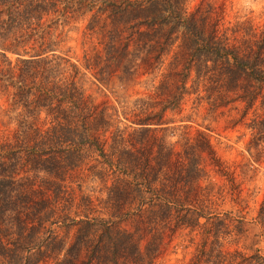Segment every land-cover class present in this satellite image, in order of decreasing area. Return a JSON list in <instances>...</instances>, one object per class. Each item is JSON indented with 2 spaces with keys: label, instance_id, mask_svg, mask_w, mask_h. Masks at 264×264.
<instances>
[{
  "label": "trees",
  "instance_id": "trees-1",
  "mask_svg": "<svg viewBox=\"0 0 264 264\" xmlns=\"http://www.w3.org/2000/svg\"><path fill=\"white\" fill-rule=\"evenodd\" d=\"M65 12L87 14L84 28L96 39L81 57L157 58L178 38L184 69L191 67L195 76L209 70L225 87L239 86L247 106L264 81L263 46L229 42L215 28L208 31L195 12L185 11L183 0H0V97L7 101L0 103V124L14 125L10 137L0 141V264H38L48 256L59 264L72 243L64 248L52 222L76 224L74 238L84 248V258L76 264H136L138 246L114 212L113 217L108 210L105 217L54 215L63 170L84 163L87 169H107L111 203L115 195L131 198L136 214L150 213V220L198 226L202 213L175 199L164 184L170 153L164 141L148 135L149 142L140 143L151 126L161 123V107L151 115L121 116L128 121L124 126H131L123 133L116 125L126 98L115 95V103L100 105L86 99L79 82L84 71L61 52L62 36L50 29ZM179 76L177 88L184 86V70ZM252 80L260 83L247 91L245 81ZM176 94L165 106L177 102ZM41 115L44 126L37 122ZM102 128L105 132L99 134ZM189 164L188 174L198 168L194 161ZM42 187L50 195L43 196ZM263 204L264 199L259 213ZM241 256L221 263L264 264L257 251Z\"/></svg>",
  "mask_w": 264,
  "mask_h": 264
},
{
  "label": "rangeland",
  "instance_id": "rangeland-1",
  "mask_svg": "<svg viewBox=\"0 0 264 264\" xmlns=\"http://www.w3.org/2000/svg\"><path fill=\"white\" fill-rule=\"evenodd\" d=\"M183 8L195 12L208 31L215 28L224 33L229 42H260L264 66V0H183ZM86 18L87 14L65 12L50 27L62 36L61 52L78 64L79 72L84 71L79 82L86 99L100 105L115 103V95L126 98L118 107L121 120L116 125L123 133L131 126H124L128 121L121 116L151 115L161 107V123L151 126L140 143L147 144L151 135L169 147L168 178L163 182L170 185L175 199L200 209L201 223L189 226L172 219L150 220V213L137 215L133 200L124 195H115L112 204L107 195L108 170L87 169L85 163L63 170L54 215L105 217L108 210L113 217L114 212L119 215L118 224L138 246L136 264H223L221 260L234 263L254 251L264 255V204L258 212L264 199V81L257 88L256 99L244 105L239 86L225 87L209 70L195 76L191 67L183 68L186 57H181L178 38L157 58L131 54L109 60L81 57L83 49L96 40L86 33ZM84 61L88 67L83 66ZM182 70L186 73L184 86L177 88ZM245 83L248 91L260 82ZM174 93L177 102L165 106ZM6 102L0 97L2 105ZM42 118L37 122L44 126L46 119ZM13 129L12 123L0 124V141L7 140ZM104 132L103 128L98 131ZM189 160L198 166L190 174ZM41 189L43 196L50 195L46 187ZM50 226L64 240V248L72 243L59 264H76L84 258L83 245L74 238L76 224L66 227L52 222ZM38 264H53V258L45 257Z\"/></svg>",
  "mask_w": 264,
  "mask_h": 264
}]
</instances>
